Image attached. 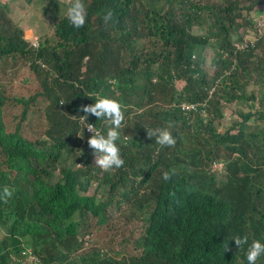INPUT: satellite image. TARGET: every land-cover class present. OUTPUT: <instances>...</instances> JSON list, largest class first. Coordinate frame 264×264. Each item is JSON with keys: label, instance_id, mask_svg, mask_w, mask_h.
Segmentation results:
<instances>
[{"label": "trees", "instance_id": "obj_1", "mask_svg": "<svg viewBox=\"0 0 264 264\" xmlns=\"http://www.w3.org/2000/svg\"><path fill=\"white\" fill-rule=\"evenodd\" d=\"M84 3L77 29L69 0H48L50 25L32 38L0 0V66L23 59L39 83L14 97L22 112L11 130L0 91V192L15 190L0 201V264H23L29 251L40 264H247L252 241L264 243V0ZM38 95L48 101L46 123L29 137L21 122ZM100 97L125 110L116 142L125 163L111 172L95 166L86 130L106 135L110 125L80 119ZM230 105L237 117L222 128ZM157 128L176 145L147 136ZM135 211L145 215L133 252L99 247L102 234L92 231L129 228ZM234 236L248 243L238 248Z\"/></svg>", "mask_w": 264, "mask_h": 264}, {"label": "rangeland", "instance_id": "obj_2", "mask_svg": "<svg viewBox=\"0 0 264 264\" xmlns=\"http://www.w3.org/2000/svg\"><path fill=\"white\" fill-rule=\"evenodd\" d=\"M1 1H7L11 16L14 18H22L21 24L25 28L27 37L34 38L33 36L39 32L45 31L50 25L51 18L55 12L52 8L50 11H44L43 8L48 0H38L39 2L35 5L32 2H36V0H32L31 3H28L26 0ZM206 56L207 59L204 66L208 71H211L213 52L207 51ZM177 84L180 85L179 83ZM38 90L39 83L23 59L13 64V66L6 65L3 68L0 66V91L8 98L2 109L6 129L11 130L14 128L22 112V104L15 102L14 97L20 95L28 97ZM47 104L48 101L43 95H38L35 101L30 103L26 118L21 122V131L24 135L29 137L40 136L45 126L44 123H46L45 107ZM223 111L224 116L221 120L222 128L228 126L237 117L232 105L225 106ZM215 166L219 168L220 164H216ZM124 213L126 214V212ZM143 215L145 214L135 211V216L137 217L136 219H132V225L129 228H118V226L114 225L108 228L102 227L93 230L92 233L98 234L97 236L102 234V240L98 242L99 247L106 248L112 246L123 254L133 252L132 244L137 245V237L141 234V221L138 220V217ZM1 236H3V231L0 229ZM23 264H30L25 257L23 258Z\"/></svg>", "mask_w": 264, "mask_h": 264}, {"label": "clouds", "instance_id": "obj_3", "mask_svg": "<svg viewBox=\"0 0 264 264\" xmlns=\"http://www.w3.org/2000/svg\"><path fill=\"white\" fill-rule=\"evenodd\" d=\"M67 19L74 28H82L87 19V11L84 0H69V7L67 10ZM104 21L113 19V13L108 11L104 17ZM61 104H64L61 102ZM85 115L80 116L81 122H86L89 115L94 116L97 120H104L108 125L106 135L101 134L94 127L93 124L87 123V129L91 132L90 138L87 140V144L92 149L95 157V166L100 168L104 172H111L115 169L122 168L125 161L121 157L120 148L117 145V141L121 137V128L125 121V110L124 106L117 100L100 97L95 100L94 104L84 105L81 107ZM171 127V124H169ZM149 138L155 137V142L161 146L174 147L176 145V139L172 136L171 132L166 128H157L146 130ZM175 175V169L171 172L165 171L163 173V179L169 181L172 176ZM15 190L9 187H4L0 192V201L8 203L14 196ZM88 236V235H87ZM235 246L238 248L243 247L248 243L247 236H234L232 239ZM85 245L87 241L84 240ZM224 252L229 251L228 243L224 244ZM29 251V250H28ZM264 256V243L259 240H254L250 244L246 252L247 264H257V261ZM28 259L30 264H40L35 254L30 251L24 256Z\"/></svg>", "mask_w": 264, "mask_h": 264}, {"label": "built area", "instance_id": "obj_4", "mask_svg": "<svg viewBox=\"0 0 264 264\" xmlns=\"http://www.w3.org/2000/svg\"><path fill=\"white\" fill-rule=\"evenodd\" d=\"M36 44H37L36 40H33V45H36ZM181 107H182L183 109H189V108L193 107V105H192V104H185V103H182V104H181ZM87 126H88V125H87ZM87 126H86V130H87L89 133H91V132L87 129Z\"/></svg>", "mask_w": 264, "mask_h": 264}]
</instances>
